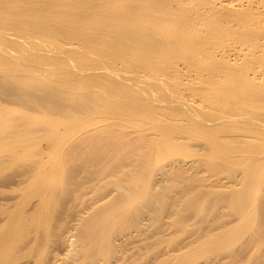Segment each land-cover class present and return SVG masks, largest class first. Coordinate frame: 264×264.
<instances>
[{"label": "rangeland", "instance_id": "rangeland-1", "mask_svg": "<svg viewBox=\"0 0 264 264\" xmlns=\"http://www.w3.org/2000/svg\"><path fill=\"white\" fill-rule=\"evenodd\" d=\"M193 1L195 2V6H192L190 8V15L193 18L194 27L191 29L188 35V42L190 43L193 40H196L197 38L203 39V44L205 45L204 48H202L203 45L199 46L202 48L200 50H202L206 54H213V56H209V58H207L208 55L206 56V54H204V58L202 57L200 61L203 60L202 63H205V68L203 66L204 63H201L200 66H203L201 67L202 69L200 70L199 68L198 70H196L193 68L194 71L186 70V65H188L186 61L184 63L182 59H177V65L179 69H181V72L184 74H182L181 77H178L176 79L161 77V79L169 86L168 89H166V91L161 93L160 95L164 93L165 95H169L172 94V91H174V93L177 95V90L174 87L175 82L178 83L179 80H184V84H186V87L181 86L180 88L178 83L177 87L180 88L179 95H181L187 101V103H190L189 105L194 108L196 107L198 111L199 109L200 111L205 110L201 111V113L203 112L213 118V114L215 113L214 111H216L215 108H212L215 107L213 102L215 96L212 95L214 94L213 87L216 79V73L214 71L215 69L213 68V66L217 63H215V61L212 62V60L216 57L219 58L221 55L220 53L222 52L220 50L223 49L218 48L220 53H217V46L219 47V44L223 43L224 45L221 44V46L225 47L224 49L227 48L226 50H228V47L225 46V43L230 42L228 44L229 46H231L230 44L233 43L232 46H236L240 51V45H243V49L246 50L247 53L246 51L244 52L242 46L241 53L244 52L243 54H245V56L239 53L237 48L235 50V47H233L235 53H233L232 55L230 54L229 58L235 60L239 56V54H241L240 57L237 58V62H241L242 67L245 69L243 73L246 75L245 71L247 70L246 72L249 73L247 75H251V77L253 78V80H247V83L245 82L246 84L242 83L243 86L245 85V88L243 87V91L241 89H238L242 91H238V96H242L243 98L239 99L238 102L240 103V101H243L245 99L246 100L241 103L243 104V107H240L241 104L237 103V106L239 104V109L237 108L236 111L238 120L234 122L237 124L235 126L237 128H233L234 132H240L239 134L234 133L236 136L234 135L233 137H240V135L243 134V137L241 136L242 138L240 137L239 140L238 137L237 140H241L240 144L242 141H244L241 145L243 146V144H245L244 146L246 149V141L244 140L245 137H250L251 140L259 141V138L254 139L256 137H259V135L255 134H258V131H260V133L262 134L264 132V98L262 99L263 96L261 95V93H263L264 95V85H262L264 84V78L262 80V77H264V66H262L263 69H261L259 66L257 67V65H260L257 64L259 63L257 62V60L256 63L251 61V58H253L255 54L259 55L258 52L262 53L264 51V49L259 46L264 40V38H262L264 29L261 25V27L257 26L259 29H261L260 32L257 30L259 32L258 34V32L254 29V26H256L255 23H253L254 21L251 19L250 22L247 21L245 27L242 28V31L244 30L243 32L246 34H244L243 37L245 38V40L242 38V41H244L243 43L246 44L244 45L242 44L241 39L237 38V35L235 36V34H233V38L232 35H230V33L228 32V34L225 33L226 35L222 36V34L219 33V26L217 25V23L211 22L210 19H205L208 17L211 18L212 14L215 12H210V14L207 13V16H196L195 10L198 7L200 8L202 4H199L197 0ZM225 1L226 0H217L214 3L218 5H215L216 7H220L221 3L234 2L232 4H234L236 7H239V5H243V8H249L251 5L255 8L256 5L258 6V3H262L260 6L264 4V0H253L254 2L251 0H227L226 2ZM261 15V17L263 18V12L261 13ZM223 24L227 26V23ZM250 24H254V26L252 25L254 31H251L252 28H250ZM257 27L256 29H258ZM221 29L223 30V27ZM226 30H228V28H226ZM223 31H225V29ZM248 31H251V33L254 32V34L256 33V35H253V37H256L257 34L261 35L262 37L259 36L261 39L256 37L255 40L257 39L258 41L256 42V44H252L251 42L255 43V40H253L254 38H251V40L253 41L248 39L251 35V33H248ZM247 33L249 34V36H247ZM234 36L236 37V41L233 42V40H235ZM231 38L232 40L228 41ZM238 39L240 44L239 46L235 45L236 42L238 43ZM246 39L250 40V42ZM259 41L261 42L258 43ZM257 43L259 48L256 46L254 47V45H257ZM251 48L253 51H251ZM260 49L263 50L261 51ZM236 51L239 54H237ZM215 52L216 54H214ZM252 52H254V55H252ZM214 55L216 56L214 57ZM247 55H249L248 58H246ZM212 57L214 58L211 60ZM242 57L244 60H242ZM19 63H21V61H19ZM254 66H256L257 69H255ZM257 70H260L261 72H257ZM244 74H242L244 76L243 78H245ZM203 76L205 77V79H202V83L201 78ZM257 78L261 79H258L259 83L257 82ZM254 79H256L257 81ZM247 84L249 85L248 87ZM189 85L191 87L193 86L194 88H191ZM199 85H204V89H207L204 90L203 88H201L202 86ZM198 87L199 89H197ZM239 87L242 88L241 85ZM261 87L263 90L261 89ZM211 88L213 94L210 93ZM32 89L37 88H30L29 90ZM202 89L204 93L203 91H201ZM251 90L255 91H253L252 93ZM33 91L34 90L20 92V89H16V86L10 81H8L2 76L0 78V264H264V241L261 244L256 243V247L253 245L251 246V243H249L250 246L247 247L246 244L248 243L247 240L251 239V236L253 232H255V229L259 227V220L263 218L261 222L264 223V217H262L264 216V200H262L264 199V191L262 189L263 183L260 182V184L262 185L258 186V182L260 180H264V168L261 170V173H257V176L260 178V180L255 181L257 185L254 186L255 188L259 187V189H261L262 191L258 193L257 199H255L257 197L255 191L253 194H256V196L254 195V199L252 198V200H255L257 203H259L255 204L253 202L255 205H257L258 209H256L258 211V214H256L259 215V217L252 216L251 219L249 218L253 214H250V210L255 207V205L251 202L250 210L247 207L249 210L247 212L249 214L247 212L245 213L248 214L249 217H243L246 221V223H244L242 218L243 215L239 216V214L236 213L238 214V216L235 214L237 216L235 217V215L232 214L235 211L234 209H232L233 206L231 204H233L235 201L233 200V203H229V192L235 193L238 192L240 189V191L243 190L241 186L242 184L244 185V182L246 181V177L243 178L244 176H240L242 175L241 173L244 172H241V170H245V168L241 166L243 161L238 164L242 167V169H240L241 167H239L238 169V165H236L237 163H234V161H228V163L232 162L233 165H236V168L235 166H232V163H229L230 165L227 166L228 168H225L223 166L225 162L224 160V162H222L221 164V167H223L227 171H225L223 168L221 169L220 167V169L222 170L221 171L218 166H216L218 170H215V164H213L214 161H218L217 163L220 165L219 161L222 160L219 159L218 153H216L218 151L216 149H213L211 145H206L209 147V149L208 147L207 149H202L204 151L207 150L205 152L206 155L205 153H203L202 150L201 152H197V148H195L196 150L191 149L193 152L192 155L191 151L189 150L187 151V153H185V155L184 153H182L183 156L182 154L179 155V153H177L178 155L173 154L174 156H169L168 159L170 162L172 161L170 160V158L172 159L175 157V159L177 160L185 159L187 163L191 162V164L195 160L198 165H200V163L204 161V164H201L202 167H195L197 166V164L194 161L193 163L195 164H192V166L191 164L188 165L189 168L186 167L192 170H188L185 168V171L183 167L181 169L182 171L179 168V172L177 170L178 168H175V170L174 168H168L170 162L168 161L166 156L164 157L163 155L162 158L160 156L161 154H157L155 155L157 157L154 159L155 156L152 154V158V155L150 154L151 158L154 160V164L160 162L164 164L162 166L158 164V166L154 165V167L156 166L153 170L155 171L154 179L155 176L157 178L160 175V179H162V182L157 186L155 185V187L150 188L147 186V183L151 175H149L148 179L146 180V177L148 175V172H146L147 168L146 170H144V166H141L144 169H138L141 168L138 167V164L145 162L143 159H146L147 157L149 161L148 163L150 164L151 160H149V153L148 156L140 158V155H138V152L140 150L138 152L136 151L137 154L134 155V158L135 156H138L139 159L138 157H136V159H132L133 153L131 155H129L130 153H128V155L125 154L126 156L123 157V154L127 151L123 152L124 150L122 151V149L120 150L117 148L120 151L115 153V151L118 150H115L116 148L112 149V147L114 146L111 143V146L107 143L109 148H106L107 145L105 141H102L101 144H99L101 145L100 148L96 147V143H94V141H90L88 143V141H85L84 135L77 133L83 128L82 126L79 127L78 124L82 122V119L85 118L88 113L78 114V111L75 110L74 112L77 113V116H79L80 118L78 120H72L74 117V112L72 110H69L72 107H59L63 109H66V107L68 108V111L66 109L64 110V113L62 109H60L61 111L59 110V108L56 109L55 105H51L49 107L46 104H41V107L40 105H38V102H40L41 100V98L38 97L40 94L36 93L31 95L30 93H32ZM207 91L208 94L205 93ZM198 92H202L203 97L205 99H203L202 94ZM250 92L252 94H250ZM256 92L258 94H256ZM239 93L241 95H239ZM206 94L208 96H205ZM250 95L252 97H250ZM255 99H258L256 100L257 102L255 101ZM209 100L212 101L210 102ZM250 101L255 104L251 103ZM248 103L253 105H249ZM246 106H249V108L246 109ZM206 108L208 112L206 111ZM245 110L246 113H242L245 112ZM260 110L262 113L260 112ZM53 112H55V114ZM210 112H212V116ZM258 113H260V115ZM56 114L60 115L56 116ZM66 114L67 116H65ZM71 115L73 117H71ZM242 116L244 117V119H242ZM65 117H67V119H65ZM250 117L252 119L254 117L253 122ZM238 121L239 123H237ZM258 121H261L263 124L261 122L260 124H258ZM145 123L151 126L150 123ZM252 123H257V128ZM98 124L100 126V123H97L94 126ZM186 124L188 125V121ZM186 124H184V126ZM248 124L249 126L245 127V125ZM192 126H195L194 128L198 129V126H196L195 122L191 124V128ZM211 126L214 127L213 124ZM128 127L129 128L126 129V134H129L132 128V131H137V129L141 128L140 130H143V132L146 131L147 133H152L157 130V128H155L156 130H153L152 128L154 127L151 126V128L148 127V129H151L148 131L146 125L141 127L140 125L134 126L133 124L132 126L131 124V127L130 125ZM259 127H262L263 132L261 130H258L260 129ZM144 128L147 130H145ZM245 128L247 129L246 132L243 131L245 130ZM251 128L253 129V131L257 130L258 133H254ZM202 129L205 131L203 127ZM237 129H240V131ZM209 130H211V133L213 132L211 128H209ZM249 130H251L254 134L251 133V131L249 134ZM101 131H103V128H101V130L99 129V132ZM132 131L129 134L130 136H133L135 134L133 133V135H131ZM192 131L193 129L191 130V132L185 133L186 138L184 137V139L188 140L189 143L185 141L186 143L184 146H186V144L190 145L191 139V144H193V146L195 144H199L200 139L202 141L200 143L203 144L201 145L204 146V143L207 141L202 139L203 133L199 134L201 135L200 139L198 134V136L196 135L197 138L193 139V136H196L194 134L191 135ZM93 133L95 132L93 131L92 134ZM153 134L154 137H157V135L161 134V136H163L162 141L164 142L170 141L171 139L175 140V136L174 138L170 137V139H167L168 134H166V136L165 134L162 135V133L157 132L156 135V132H154L151 134V136ZM204 134L206 135V133ZM262 134L260 136L263 137ZM164 135L167 138H164ZM176 136L177 139L178 137H181V134H176ZM213 137H216V135H213ZM188 138L190 139V141ZM262 139L258 142V144L262 145L261 143L264 140ZM177 140L179 141V139ZM198 140L199 142L195 143ZM234 140L235 142H237L236 139ZM180 141L182 142L181 139ZM235 142H233L232 144H234ZM206 144H208V142ZM237 144H239V142H237ZM237 144L235 143V145ZM142 145H144V143H142L140 147ZM144 146V150L142 149L143 151H146L145 149L147 148L149 150V147H147L148 145ZM240 146H236L237 148H235L234 146L233 152H235V149L239 150ZM153 147L150 149H153ZM180 147H182V145ZM199 148L200 147H198V149ZM210 148L211 151L213 149V153L217 154L219 160H217L216 155L214 156L213 154L209 153ZM151 151L154 152V150ZM151 151L149 150V152ZM195 151L197 152L196 154L202 153L203 155H193ZM243 151H245V153H243ZM239 152L241 154L237 152L233 155L236 157H238V155H240V157L244 155L246 156V154H248L249 156L251 155L250 151H248V153H246V150H241ZM127 156H132L130 157V159L128 158L129 162L127 161ZM142 156H144V154ZM196 156L198 158L200 157L205 159H202L201 161L200 158H196V160L194 159V157ZM159 157L162 158L161 161ZM181 157H183V159ZM212 157L214 160L212 159ZM42 158L43 161H41ZM121 158L123 160L126 158L125 161H122L124 163L126 162L127 164H129H122L123 162L121 161ZM164 158L166 159L167 163L165 160V163L163 162ZM157 159L160 162H158ZM153 160L151 161L152 163ZM155 160L157 161V163ZM131 162L133 164L136 163L135 167L137 165L138 166L136 168H133L134 165L131 164ZM235 162H237L236 158ZM130 165H132V167H130ZM193 165L195 166L193 167ZM225 165H227V161ZM146 166L149 167V165ZM159 167L162 169L161 171H163V168L168 169V174H163V172H159V170H157V168L160 169ZM169 167H171V165ZM155 169L157 170V173ZM169 169L176 171V174H174L175 172H173L172 170L170 171H172L173 173L170 172ZM151 173L153 174V172ZM185 173L187 176L184 175ZM229 173L230 175H228ZM247 173L248 172H246V174ZM253 176L255 177V175ZM197 177L200 178V180ZM239 178H243L245 180L240 183V181L238 180ZM143 179H145L147 183H144L145 180ZM154 179H150V181H153L151 182L152 184L149 181L151 185H153ZM240 180L242 181V179ZM202 182L203 184H201ZM238 182L239 185L237 184ZM253 182L254 179L252 181L251 186L253 185ZM217 184H219L220 186H217ZM247 184L249 183L246 182L245 185ZM245 185L243 187L245 189L247 186L251 189L253 188V190L255 189L254 187H250V184L247 186ZM225 194L226 197L228 196L229 198L228 200L225 199L226 201H224V198H226ZM217 198L220 201H218ZM254 209L253 211L255 213L256 209ZM134 215L139 216L138 221H134L135 219H137L136 217L133 218L134 220H132V217ZM253 217L255 218V220H253ZM129 219H131L132 223L134 221L135 224L131 225V223L127 221ZM236 219H238L237 222H235ZM90 221H94L93 226L96 224V222L99 221V224L96 226V229H94L92 232H89L90 229L87 228ZM126 221L131 226H125L124 224ZM217 221H220L221 223ZM229 221L230 223L234 222L232 223L234 225L227 226L230 228L228 229V232H226L224 228H221L225 222H227L225 223L227 225ZM84 223H86L87 225ZM263 223L260 225H263ZM219 229L221 232L224 230L225 233H221ZM262 233L264 234V230L262 231ZM108 237L111 240V242H109L110 245H107V249H111L110 253L112 254L110 256L105 255V250H107L105 249V245L108 242ZM262 240H264V237ZM243 241L247 242L244 243ZM92 243H95L96 245H92ZM243 246L246 248H244Z\"/></svg>", "mask_w": 264, "mask_h": 264}, {"label": "bare ground", "instance_id": "bare-ground-1", "mask_svg": "<svg viewBox=\"0 0 264 264\" xmlns=\"http://www.w3.org/2000/svg\"><path fill=\"white\" fill-rule=\"evenodd\" d=\"M197 1L199 4H202V6L200 8L198 7L195 10L196 16L198 17L207 16L208 14H210V12H215L212 14L211 18L208 17L205 19H208V20L210 19L211 22L217 23V25L219 26L218 27L219 33H221L222 36L230 33V35H232V38H233V34H235V36L237 35L236 36L237 38L241 39L242 44H244L243 43L244 41L242 40L243 39L245 40V38H243L245 33L243 32L244 30L242 31V28L245 27V24L247 23V21L250 22V19L253 20L254 21L253 23H255L256 25L254 26V24H250L251 25L250 28H252L251 31H254L252 25L254 26V29L256 31L257 30L259 32L261 31V29L257 27L260 25L264 29V17L263 18L261 17L262 16L261 13L263 12L264 14V4L260 6L262 3L261 4L258 3V6L256 5L257 8L256 7L254 8L252 5L249 8H243L242 7L243 5H239V7H236L234 4H232L234 2L227 3L226 2L227 0L225 1L226 3H221L220 7L215 6L217 4H215L214 2L217 0H197ZM230 1H233V0H230ZM239 1H242V0H239ZM192 6H195V2L193 0H0V78L2 76L8 81H10L12 84L16 86V89L17 88L20 89V92L34 90L32 93H30L31 95L36 94V93L40 94L39 96L38 95L37 96L41 98L40 102H38V105H40L41 107L43 104H46L49 107L51 105L52 106L55 105L56 109L62 106L63 108H65L64 106H67V107L69 106L70 108L71 107L73 108L69 110H72L73 112L76 110L78 111V114L88 113L87 116L82 119V122L78 124L79 127L82 126L83 128L81 129V131L77 133L84 135V139L85 141H88V143L90 141H94V143H96V147L98 148L101 147V145L99 144H101L102 141H105L106 145L107 143L108 144L111 143L114 146L112 147V149L116 148L115 150L122 149V151L124 150L123 152L127 151L126 153L123 154L124 155L123 157L128 155V153H130L129 155L133 153V157L130 156L133 159L134 155L137 154L136 151L138 152L140 150L138 152V155H140V158H144L145 156H148V153H149V156H150L149 160L152 161L153 155L155 156L157 154H161L160 155L161 157L164 155V157L166 156V158L168 159L169 156H174L177 153H179V155L184 153L185 155V153H187V151L189 150L191 151V155H192L193 152L191 149L197 148V152L198 151L201 152L202 149H207V147L211 145L213 149H216L218 151L216 153H218L219 159L222 160V161H219L220 163L219 165L217 163L218 162L217 160H219L217 157V154L213 153V149L211 151L212 147L210 146L211 152L209 151V153L213 154L214 156L216 155V158H217L216 160L217 162L214 161L213 163L215 164L214 165L215 168L216 166H218L220 169L221 164L222 162H224V160L225 162L223 166L225 168H228L227 166H229L233 161L234 163H237L236 165H238L239 163H241V161H243L241 166H243L245 170L248 169L249 171L243 170L242 167L238 165V169L239 167H241L240 168L242 169L241 172L244 171L243 173H241L242 175L240 174L239 175L242 177L244 176L243 178L246 177L245 178L246 181L244 182V185L247 182L250 184V185L249 184L247 185H249L250 187H254L255 185H257L255 181L260 180V178L257 175L261 173V170L264 168V149H263L264 147L263 146L264 145L263 144L264 142L263 130L264 129L262 130V127L264 125L263 126L261 125L262 127L261 128L259 127L260 129H258V130H261L263 134L260 133V131H258L260 133L259 134L257 130H255L256 132L253 131L252 129L253 127L251 126L252 127L251 130L254 133H258L255 135H259V137H256L254 139L259 138V141H260L263 138L262 139L263 142L261 143L262 145L258 144L259 142L258 140H251V138L248 135L247 136L249 138L245 137L244 135L245 137L244 140L246 141V149H245V146H244L245 144H243L244 147L241 145L244 141H242L241 144H240L241 140L238 141L243 134L240 135V137L238 136L239 138L233 137L235 135L234 133L236 134L238 133L237 131L234 132V129H233V128H237L235 127L237 124L234 123L235 121L238 120L237 113H236L237 108L239 104H241L243 101L246 100L245 99L246 97H245L244 98L245 100L240 101V103L238 102L239 99L242 98V96L241 97L238 96V91H241V90L243 91V89L245 88L244 87L245 85L243 86V84L245 82L247 83V80L248 81L253 80L251 75L250 76L247 75L249 74L248 72H246L247 70L245 71L246 75L243 73L245 69L242 67L241 62L240 63L237 62V58L240 57V55L246 51L243 49L244 48L243 45L239 44V39H238V43L236 42L235 45H238V46L240 45V48H239L240 51L238 50L236 46H232L233 45L232 42H231L232 44H230L231 46L228 45L230 42L225 43L226 44L225 46L228 47V50H226L227 48L224 49L225 47L221 46V44L223 43L219 42L220 44H219V47L217 46V50H218L217 53L219 52L218 48L220 49L223 48L222 50H220L222 52L221 53L219 52L221 55L219 58L216 57L217 59L214 58L216 55H214V57L211 58V60L214 58L212 62L215 61V63H217V64L214 63L215 65L213 64L214 65L213 68L215 69L214 71L216 73L215 75L216 79L214 78L215 84L213 87L214 88L213 92L215 95L212 93V88L210 89L211 90L210 93L213 94L211 95L215 96V99L213 101L215 107L211 106L212 108H215L216 110L214 111L215 113L213 112L214 113L213 118L203 112L201 113V111H205V110L200 111V109L198 108L199 109L198 111L196 107L195 109L194 107L189 105L190 103H187V101L181 95H179L180 94L179 90L181 86L186 85L184 84L185 83L184 80H183L184 82L180 80L178 81L180 88L177 87L178 83L175 82L174 87L177 90V95L172 90H171L172 94L165 95L164 93L160 95L161 93L165 92L169 86L167 83H165L161 79V77H167L169 79L170 78L176 79L178 77H181L182 74H184L181 72V69H179L177 65L178 64V62H176L177 59H182L184 63L186 61V63L188 64L186 65V70L188 71H194L193 68L196 70L200 68L201 70L202 69L201 67L203 66L205 68V63L204 62H203L204 64L202 63L203 60L200 61L203 55L206 54L202 50H200L204 48V45H205L203 44L204 43L203 39L197 38L196 40H193L190 43L188 42L189 41L188 35L191 29L194 27L193 18L190 15V8ZM223 23H227V26H225ZM222 27H223V30L225 29L226 32L221 29ZM225 27L228 28V30H226ZM256 27L258 29H256ZM251 31H248V33L249 32L251 33ZM258 34L256 37L260 38L259 36L261 35H258ZM263 34H262L263 37L261 36L262 38H264ZM251 35L250 36L249 34L247 35L249 36L248 39L251 40V38H254L253 40H255L256 37H253V35L255 36L256 33L254 34V32H252ZM235 36H234L235 40H233V42L236 41ZM232 38L228 41H231ZM250 40L248 41L250 42ZM257 41L258 40L256 39L255 43L254 42H251V43L256 44ZM263 41H262V44H260L259 46H261V48L264 49ZM260 42L261 41H259L258 43ZM258 43L257 45H254V47L256 46L259 48ZM202 45H203L202 48L199 47ZM241 46H242V49L244 50L243 53H241L242 52ZM233 47H235V50L237 48L238 52L241 53L239 54L236 51V53L239 54V56L238 57L236 56L237 58L235 60H232V58L231 59L229 58L230 54L232 55L233 53H235V51L233 50ZM263 49H260V50L262 51ZM251 51H253L252 48H251ZM253 53L254 52H252V55H254ZM214 54H216V52ZM258 54L259 55L255 54V56L251 58V61L256 63V60H257V62H259L257 64H260V65H257V67L259 66L261 69H263L262 66H264V51L262 53L258 52ZM207 55H208L207 58H209V56H213V54H206V56ZM243 55L245 56V54ZM248 56L249 55H247L246 58H248ZM242 60H244L243 57H242ZM19 61H21V63H19ZM201 63L203 64V66H200ZM254 68L257 69L256 66H254ZM258 71L260 70H257V72ZM260 72H259V75H260ZM197 73H196V76H197ZM242 74L245 75V78H243L244 76ZM203 78L205 79V77L203 76L201 78V82L203 81L202 80ZM263 78L264 77H262V80ZM258 79L259 78H257V80ZM259 80L257 81L258 83H259ZM240 85L242 86V88L239 87ZM249 85L247 84V87ZM199 86H202L201 88L204 89L203 87L204 85H199ZM30 88H37V89L29 90ZM191 88H194V87L192 86ZM197 89H199V87ZM203 89L201 91H203ZM238 89H241V90H238ZM253 91L251 90L252 93ZM251 92L250 94H252ZM203 93L201 92L200 94H202V98L205 99L203 97ZM205 93L208 94V91ZM240 93L239 95H241ZM207 94L205 96H208ZM256 94L258 93L256 92ZM261 95L263 96V97L261 96L263 99L264 98L263 93H261ZM198 97H201V96H198ZM250 97L252 96L250 95ZM212 100H209V101L211 102ZM256 100L258 99H255V101ZM237 103H239L238 106H237ZM246 104H247V101H246ZM253 104H249V105H253ZM194 105H197V104H194ZM242 105L243 104H241L240 107H243ZM67 107L66 109L68 111L69 107L68 108ZM63 108H59V110L62 109L64 113V110L66 109H63ZM247 108H249V106L248 107L246 106V109ZM206 111H207V108H206ZM53 113L55 114V112ZM210 113L212 116V112ZM242 113H246V110L245 112H242ZM78 114L74 112V117L76 116L74 118L72 116L73 115L72 113L71 115V117H73L72 120L74 119L78 120L80 118L79 116H77ZM258 114L260 115V113ZM57 115L59 116L60 114H56V116ZM65 116H67V114ZM65 119H67V117H65ZM242 119H244V117ZM253 119H252V122H253ZM187 121H188V125L186 124ZM96 122L100 123V126L99 124L94 126L95 124H97ZM145 122L150 123L151 126L154 127L152 128L153 130H156L155 128H157V130H160V131H157V130L154 131L156 132V135H157V132L162 133V135L168 134V138L165 137V135H164V138L170 139V137L174 138L175 136L174 138L175 140L171 139L170 141L164 142L162 141L163 136H161V134L157 135V137L155 136L156 137L155 139L154 134L151 136V134L154 133L152 132L153 130L150 131L152 133H147L146 131L143 132V130H140L141 128L137 129V131L135 130L136 132L134 130L132 131L133 128L131 130L129 129L130 130L129 134L131 133V131H132L131 135L135 133L133 136H130L128 133L126 134V129L129 128L128 127L129 125L131 127V124L132 126L134 124V126L140 125L141 127L146 125L147 129L148 127L151 128V126H149ZM194 122L196 123V126H198V129L194 128L195 126L194 127L192 126L191 128V124ZM260 122L258 124H260ZM237 123H239V121ZM257 123L256 124L252 123V124H254L256 127ZM184 124H186L188 127L186 125L184 126ZM212 124L214 125V127L211 126ZM246 126H249V124L245 125V127ZM202 127L205 129V131L202 129ZM101 128H103V131L99 132V129L101 130ZM209 128L213 130L212 133L210 132L211 130H209ZM192 129L194 133L192 131L191 135L194 134L196 136L197 134L199 135L203 133L202 139L207 141L208 144H206L207 142H205L204 146H202L203 144L200 143L202 142L200 139L201 135H199L200 142L199 140L195 142V143L199 142V144L194 143L195 145L193 146V144H191L192 139L190 141V139L188 138L191 146L188 144L184 146L185 143L188 142V140L184 139L185 133L191 132ZM149 130L151 129H148V131ZM195 130L197 133L195 132ZM237 130L240 131V129H237ZM246 130L247 129L245 128V130L243 131L246 132ZM251 130H249V134ZM93 131L95 133L92 134ZM252 131L251 133H253ZM204 133H206V135ZM241 133H242V130H241ZM176 134H181V137L177 138L179 139V141L176 139L177 137ZM261 134L263 135V137L260 136ZM213 135L214 136L216 135V137H213ZM197 136L196 137L193 136V139H196ZM206 137H207V140H206ZM54 138H57V137H54ZM158 139H161V140H158ZM180 139L182 140V142L180 141ZM231 139L232 141L236 139L237 142H239V144H237L235 140L233 142H235L237 145H235V143L232 144L233 142L231 141ZM158 141H161V142H158ZM142 143H144V145H148L147 147H149V150L150 151L154 150V152L153 151L149 152L148 148L145 149L146 151H143L144 145L141 146L142 148L140 147ZM176 144H179V145H176ZM181 145L182 147H180ZM233 145L235 146V148H237L238 145L239 146L241 145L240 147L244 149L239 147V150L235 149V152H233L234 151ZM107 147L109 148L108 145L106 146V148ZM152 147L153 149H150ZM198 147L200 148L198 149ZM120 150L115 151V153L119 152ZM241 150H246V153L250 151L251 155L249 156L248 154H246L245 156L244 154H242L244 156H241V157L238 154H237L238 157L233 155L237 152L240 153L239 151ZM202 151L203 153H205L207 150L205 151L202 150ZM197 152L195 151L193 155L200 156L202 154V153L196 154ZM243 153H245V151H243ZM143 154L144 156H142ZM150 154L151 155L153 154L152 158ZM197 156L194 157V159L198 158ZM130 157L129 156L126 157L127 161H128V158L130 159ZM136 157L138 156H135L134 159H136ZM156 157L157 156H155L154 159ZM161 157H159L160 161L163 158ZM175 158H172V159L170 158V160H172L171 162L168 159V161L170 162L168 163L171 165V167H169L170 165H168V168H174V170L175 168L176 169L178 168L177 169L178 171H179V168L180 170L183 167L184 169L186 167L189 168L188 165H190L191 162L187 163L185 159L177 160ZM181 158L183 159V157ZM235 158L237 162H235ZM242 158H244L245 160ZM125 159L123 160L121 158V161L122 160L125 161ZM200 159L202 161L203 158H200ZM143 160L145 162H142L141 163L142 165L139 163L138 164L139 166L138 165L137 166L138 167L144 166L145 169L142 167L138 169L146 170L147 168L146 172H148L147 173L148 175L146 177V180L148 179L149 175L153 177L150 176L151 178L149 177L148 180L149 181L150 179L153 180L154 173H155V171L153 170L156 167V166L154 167V165L158 164L162 166L164 164L160 162L158 159L157 161L160 163H157V161L155 160L157 164H154V160H153V163L150 161V164H149L148 157ZM164 160L166 161V159L165 158L163 159V162L165 163ZM41 161H43V158ZM226 161H227V165H225ZM228 161H232V162H229L230 163L229 164ZM132 162L131 164H133ZM193 162L192 164H195ZM203 162L204 161H202V163ZM125 163L123 162L122 164L125 165ZM143 163H145L146 165H149V167ZM202 163L198 165L196 162L197 166L193 165V167L201 166ZM133 165H134L133 168L137 167V166L135 167L136 163ZM236 165L235 164L233 165L232 163V166L233 167L235 166V168H236ZM130 167H132V165H130ZM166 168H167V165H166ZM166 168H163V171H161L162 170L161 168L160 169L157 168V170H159V172H163V174H168V169ZM222 168L223 167H221V169ZM157 170H156V173H157ZM170 170L172 169H169V171ZM174 170L172 171L175 172L174 174H176V171ZM188 170H192V169H188ZM215 170H218V169L216 168ZM224 170L227 171L226 169ZM150 171L153 172V174ZM246 172H248L247 173L248 175L246 174ZM184 175H186V173ZM228 175H230V173ZM253 175H255V177ZM158 177L156 178L155 176L153 185H151L152 184L151 182L153 181H150L151 184L148 181L149 183L148 184L145 179L143 180H145L144 183H147L148 187L153 188L155 187V185L157 186L158 184L162 182L161 181L162 179H160V175ZM161 178H164V177H161ZM243 178L238 179L240 183H242L243 180H245ZM198 179L200 180V178ZM240 179H242V181ZM253 179H254V182H253V185L251 186ZM262 181L260 180L258 182L259 183L258 186L262 185L260 184V182L263 183L262 189L264 191V180ZM201 184H203V182ZM237 184L239 185V182ZM244 185L242 184L241 186L243 189L242 191H240L241 190L240 189L238 192H235V193L231 192L233 194L229 192L230 195L229 194L228 195L230 196L229 203L231 202L233 203L235 201L234 202L235 204L234 203L231 204L233 208L230 206L235 211L232 214L235 215L236 213H238L239 216L243 215L242 218L243 217L248 218L249 213L247 211L250 210L251 202L252 203L254 202L255 204L257 203L255 200H252V198L254 195L256 196L257 194V197L255 198L257 199L258 193L262 190L259 189V187H256L259 189V191L255 187L254 188L256 190L255 189L253 190V188L251 189L247 185H245L247 186L245 189L243 188ZM217 186H220V185L217 184ZM255 191H256V194H253ZM225 197H226V194H225ZM229 198L227 196L226 198H224V201H226L225 199L228 200ZM218 201L220 200L218 199ZM258 201H261V200H258ZM247 207L249 208V210ZM254 208L256 209L257 205H255ZM253 209L250 210V214L253 213L249 217L250 219L252 216L259 217V215H257L258 208L256 210L254 209L255 213ZM246 212L248 214H245ZM238 214L236 215L238 216ZM236 215L235 217H237ZM244 215H247V216H244ZM221 216H225V215H221ZM135 217L137 219L134 220L133 218ZM138 217H139L138 215H134L132 217V220L138 221ZM254 217H253V220H255ZM262 219H260L259 221L261 222ZM237 220L238 219H236L235 222H237ZM127 221L131 223V225L135 224L134 221L133 223L131 222V219ZM127 221L125 222L124 225L131 226L129 225ZM243 221L244 223H246L244 218H243ZM217 222H220V221H217ZM260 222L258 225L259 227L255 229V232H253L251 239L247 240L248 241V243H246L247 247L250 246L249 243H251V246L253 245L256 247V243L261 244L264 241L262 240L264 237V234L262 233V231L264 230L263 228L264 223L263 222L260 223ZM93 223L94 221H90V223L88 224V227L86 226L87 228L90 229L89 232H92L94 229H96V226L99 224V221L96 222L94 226H93ZM225 223L222 226V228L221 227L220 228L221 229L224 228V230L228 232V229L230 227H227V226H231V225L233 226L234 224L232 223L234 222L230 223L229 221L227 225ZM262 223L263 225H260ZM224 230L222 232H224ZM230 232H231V229H230ZM107 240L108 242L105 245L106 247L105 249H107V245H110L109 242H111L109 237L107 238ZM247 241H243V242L245 243ZM252 242H255V243H252ZM92 245H96V244L92 243ZM105 251H106L105 253L106 256H110L112 254L110 253L111 252L110 248Z\"/></svg>", "mask_w": 264, "mask_h": 264}]
</instances>
